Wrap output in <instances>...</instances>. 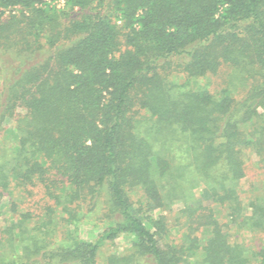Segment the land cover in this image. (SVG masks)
I'll list each match as a JSON object with an SVG mask.
<instances>
[{
	"label": "trees",
	"instance_id": "trees-1",
	"mask_svg": "<svg viewBox=\"0 0 264 264\" xmlns=\"http://www.w3.org/2000/svg\"><path fill=\"white\" fill-rule=\"evenodd\" d=\"M63 2L0 0V264H264V0Z\"/></svg>",
	"mask_w": 264,
	"mask_h": 264
},
{
	"label": "rangeland",
	"instance_id": "rangeland-1",
	"mask_svg": "<svg viewBox=\"0 0 264 264\" xmlns=\"http://www.w3.org/2000/svg\"><path fill=\"white\" fill-rule=\"evenodd\" d=\"M50 3L58 8H62L64 5L63 0H50ZM250 161H255L254 156L250 157ZM253 175H254V171L252 169L248 173V176L242 182L243 191L246 190L248 181L251 179ZM10 215L11 214L9 213L8 209L4 208V212L0 215V227L6 226L9 223L10 217H11ZM80 232H81L82 237L84 238H92L96 234L95 231H93L88 225H85V226L83 225L80 229ZM231 232L233 233V231H230V234ZM241 237L245 240H249L250 235L244 232L241 234ZM233 240H234V237L231 238V241ZM129 247H130V239L125 236H120L113 242H106L102 246L98 260L101 264H103V262H106V258L109 255L113 253L125 254Z\"/></svg>",
	"mask_w": 264,
	"mask_h": 264
}]
</instances>
